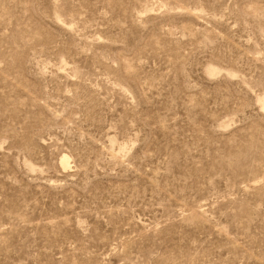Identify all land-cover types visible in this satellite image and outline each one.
Segmentation results:
<instances>
[{
  "label": "rangeland",
  "instance_id": "obj_1",
  "mask_svg": "<svg viewBox=\"0 0 264 264\" xmlns=\"http://www.w3.org/2000/svg\"><path fill=\"white\" fill-rule=\"evenodd\" d=\"M0 264H264V0H0Z\"/></svg>",
  "mask_w": 264,
  "mask_h": 264
},
{
  "label": "bare ground",
  "instance_id": "obj_2",
  "mask_svg": "<svg viewBox=\"0 0 264 264\" xmlns=\"http://www.w3.org/2000/svg\"><path fill=\"white\" fill-rule=\"evenodd\" d=\"M211 73L212 74L213 73H218V70H216L215 67H210L209 68V74H211ZM60 162H61V165H62L63 169H66L68 167V158L66 156H63L61 158ZM30 168H34L35 169V167L34 166L32 167V165H30Z\"/></svg>",
  "mask_w": 264,
  "mask_h": 264
}]
</instances>
